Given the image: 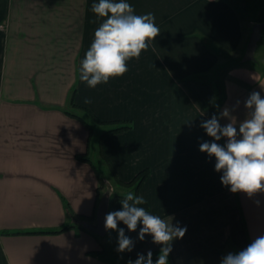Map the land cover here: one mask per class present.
<instances>
[{"label":"crops","instance_id":"0c3cea01","mask_svg":"<svg viewBox=\"0 0 264 264\" xmlns=\"http://www.w3.org/2000/svg\"><path fill=\"white\" fill-rule=\"evenodd\" d=\"M97 2L0 0V264H110L97 253L112 243L80 228L96 221L95 165L112 180L102 150L122 181L149 170L140 188L146 210L187 228L171 244L177 264H221L264 235V192L249 198L222 185L215 157L199 150L212 140L200 125L228 108L238 128L248 96L264 97V57L259 65L242 63L259 8L248 17L244 0H126L136 15L153 13L161 32L139 59L126 62V74L90 88L79 69L102 22L91 10ZM205 39L226 56L213 53ZM217 72L221 105L213 84L195 80ZM75 87L77 105L132 128L101 140L106 127L98 126L94 148L95 130L69 113ZM229 122L220 118L221 125ZM121 208V200L110 201L111 212ZM68 223L75 227L38 232ZM141 227L130 232L118 222L135 242V259L162 247L151 235L139 240Z\"/></svg>","mask_w":264,"mask_h":264},{"label":"clouds","instance_id":"9594fccd","mask_svg":"<svg viewBox=\"0 0 264 264\" xmlns=\"http://www.w3.org/2000/svg\"><path fill=\"white\" fill-rule=\"evenodd\" d=\"M92 12L102 22L94 32V39L80 65V80L90 88L98 84H107L110 78L121 77L128 72L127 61L139 59L142 51L160 34L153 13L136 15L134 7L126 0H98L91 7ZM4 26L0 25V31ZM84 104H91L90 98L83 99ZM239 104V101H237ZM244 106L248 109L246 119L233 123L228 108L221 117L230 121L221 125L220 118L213 115L201 123L211 141L201 142L199 150L215 157V171L222 173V185L230 187L232 193L243 192L251 198L264 192V97L259 92H252ZM226 138L225 144L217 143ZM146 200L127 192L121 200V210L106 214V230L118 232V252H131L134 241L125 235L118 222H123L130 232L137 230L142 223L138 238L143 241L145 235L152 236V242L162 245L155 264H168L175 239H182L187 231L179 223L175 226L158 215L150 214L144 207ZM127 264H154L151 250L147 255L138 253L135 261L129 259ZM221 264H264V235L253 239L242 250L222 257Z\"/></svg>","mask_w":264,"mask_h":264},{"label":"trees","instance_id":"16d2710c","mask_svg":"<svg viewBox=\"0 0 264 264\" xmlns=\"http://www.w3.org/2000/svg\"><path fill=\"white\" fill-rule=\"evenodd\" d=\"M258 1V8H259V12H258V22L264 24V0H257ZM205 43L207 44L208 48L215 53L218 57H225L226 55L224 53H222L220 50H218V47L216 45H214L212 42H210L209 40L205 39L204 40ZM264 43V31H263V37L262 40L260 41V44ZM259 44V46H260ZM259 65V60L256 58V60L254 61ZM243 64H246L243 62ZM222 79L223 76L220 77V72H217L216 75L214 77H206V76H202V77H196L195 80L198 81H203V82H207L209 84H213L216 88V92H217V96H218V104H223L225 101V95H224V87H223V83H222ZM76 93V87L72 90L71 96H70V105L75 109L74 111L69 112L72 116L78 117L81 120H83L86 125L90 128L91 133L94 132V130L96 129L97 126H105L106 129L105 131L102 133L101 135V140L103 138H105L106 136L110 135V134H114V133H118V132H122L125 130H129L132 128V123L131 122H123V121H101L99 119H97L96 117H94L92 115V113L90 111H88L85 107H82L80 105H77L74 101V96ZM84 115V116H83ZM101 156H102V160L106 163V166L108 167V169H110L111 171V178L112 180L108 177L105 176L104 173H106V168H104L102 165L99 167L97 165H95L96 168V172L98 174V178H99V186H98V199L99 202L101 201L102 197L106 194L110 195V201H116V200H122L124 198V195L127 192H132L134 195L136 196H141L140 194V188L142 186V184L144 183V181L146 180V178L149 176V170H144L141 171L133 180L131 181H122L121 179H119L117 177V175L113 172L112 167L108 161V158L106 157V155L104 154L103 150L101 151ZM81 160H90L88 157L86 158L85 155H79L78 156ZM102 168V170H101ZM104 171V172H103ZM108 178V179H107ZM113 184H115L117 186V192L113 193ZM141 207H144L145 209L149 208L148 203L146 202L144 205H141ZM111 212V211H110ZM88 223V221H83L80 225V228H83L84 230L90 232L91 234L100 237L99 235L87 230L85 228V225ZM75 227L74 224L72 223H68L66 224L64 227L57 229V230H52V231H38L40 233H61L63 231H66L68 229H71ZM4 234H17L19 232H12V231H4ZM29 233V232H27ZM128 236V235H126ZM104 238L108 239L111 243H112V247L110 250H103L101 252H98L97 255L102 258L103 260H105L106 262H109L110 264H123V262L121 260H119L118 258L112 262V260H114L113 258V254H117V248H118V232L117 231H112L109 230V233L107 234V236H105ZM153 253V262L155 264L156 259L158 258V255L160 253V250H156V251H151ZM124 255L135 261V258L132 257V255L130 254V252L125 251ZM147 255V254H145ZM168 264H177L173 258L171 257V255L169 254L168 256Z\"/></svg>","mask_w":264,"mask_h":264},{"label":"water","instance_id":"95a60500","mask_svg":"<svg viewBox=\"0 0 264 264\" xmlns=\"http://www.w3.org/2000/svg\"><path fill=\"white\" fill-rule=\"evenodd\" d=\"M264 24L257 22L253 26L248 47L243 58V62H252L256 60V54L259 48L260 41L263 37ZM110 211V195L106 194L102 197L97 210L95 222H90L85 225V228L101 237L107 236L109 230L104 227L105 216Z\"/></svg>","mask_w":264,"mask_h":264},{"label":"rangeland","instance_id":"374dc122","mask_svg":"<svg viewBox=\"0 0 264 264\" xmlns=\"http://www.w3.org/2000/svg\"><path fill=\"white\" fill-rule=\"evenodd\" d=\"M245 1V4L241 5V9L243 11L244 14H246L247 16L250 15L251 17L254 16V13H257V9H258V1L257 0H244ZM249 17V16H248ZM264 57V43H261L259 48H258V51H257V54H256V58L259 60V59H262ZM250 65H252L251 63H256V62H249ZM99 127L97 126L96 129H95V135H94V139H93V146L94 148L97 147V143H98V139H99ZM97 158H96V162H97ZM99 163V162H98ZM101 165V164H100ZM102 170V168H101ZM104 172V171H103ZM105 176H108L106 173H104ZM108 179V178H107ZM113 193H116L117 192V186L115 184H113ZM113 258L115 261L117 258L119 260H121L123 262V264H127V261L129 260V258H127L125 255H124V252L121 253V252H117V254H113Z\"/></svg>","mask_w":264,"mask_h":264}]
</instances>
